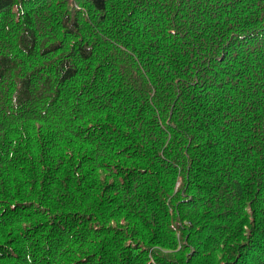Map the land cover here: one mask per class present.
<instances>
[{
	"label": "trees",
	"instance_id": "1",
	"mask_svg": "<svg viewBox=\"0 0 264 264\" xmlns=\"http://www.w3.org/2000/svg\"><path fill=\"white\" fill-rule=\"evenodd\" d=\"M0 264H264V0H0Z\"/></svg>",
	"mask_w": 264,
	"mask_h": 264
}]
</instances>
